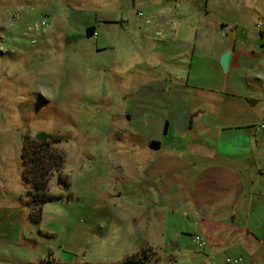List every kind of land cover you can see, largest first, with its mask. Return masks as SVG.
<instances>
[{
    "label": "crops",
    "instance_id": "1",
    "mask_svg": "<svg viewBox=\"0 0 264 264\" xmlns=\"http://www.w3.org/2000/svg\"><path fill=\"white\" fill-rule=\"evenodd\" d=\"M205 1L134 0L125 24L106 20L96 47L135 80L118 165L149 210L138 235H201L211 257L264 264V0Z\"/></svg>",
    "mask_w": 264,
    "mask_h": 264
},
{
    "label": "rangeland",
    "instance_id": "2",
    "mask_svg": "<svg viewBox=\"0 0 264 264\" xmlns=\"http://www.w3.org/2000/svg\"><path fill=\"white\" fill-rule=\"evenodd\" d=\"M132 9L134 0H0V264H114L145 249L155 264L235 258L211 257L188 234L144 239L133 226L149 210L137 206L138 177L131 160L118 165L117 142L128 135L118 125L135 80L118 76L96 47L107 40L106 20L125 24ZM41 131L62 136L55 147L65 162L50 177L56 197L35 221L22 154L24 136Z\"/></svg>",
    "mask_w": 264,
    "mask_h": 264
},
{
    "label": "trees",
    "instance_id": "3",
    "mask_svg": "<svg viewBox=\"0 0 264 264\" xmlns=\"http://www.w3.org/2000/svg\"><path fill=\"white\" fill-rule=\"evenodd\" d=\"M95 26L87 28V34L92 36ZM62 141L58 134L41 131L33 138L29 134L24 136L23 145V176L30 181L33 187L29 190L30 200L27 202L31 215L35 221L42 217L43 205L50 202L56 195L49 187L50 177L53 171H60L64 165L65 157L57 152L56 145ZM155 144V143H154ZM60 181L67 183L68 179ZM156 263V262H155ZM152 252L145 249L142 252L131 254L120 262L114 264H155ZM101 264V263H78Z\"/></svg>",
    "mask_w": 264,
    "mask_h": 264
},
{
    "label": "built area",
    "instance_id": "4",
    "mask_svg": "<svg viewBox=\"0 0 264 264\" xmlns=\"http://www.w3.org/2000/svg\"><path fill=\"white\" fill-rule=\"evenodd\" d=\"M261 24H259L260 26ZM94 36H96V32L93 33ZM259 128H262L264 129V124L262 125H259ZM262 173L264 174V169H262ZM193 241L200 247V248H205L207 243L206 241L204 240V238L201 236V235H195L193 237ZM227 262L230 263V264H245L244 262V259L242 257H239V258H228L227 259Z\"/></svg>",
    "mask_w": 264,
    "mask_h": 264
},
{
    "label": "water",
    "instance_id": "5",
    "mask_svg": "<svg viewBox=\"0 0 264 264\" xmlns=\"http://www.w3.org/2000/svg\"><path fill=\"white\" fill-rule=\"evenodd\" d=\"M230 58H231V50H227L221 58V65L223 67V70L226 72L228 71L229 64H230Z\"/></svg>",
    "mask_w": 264,
    "mask_h": 264
}]
</instances>
